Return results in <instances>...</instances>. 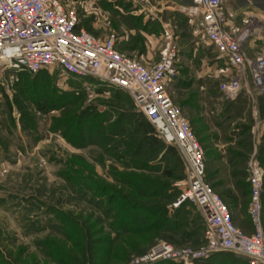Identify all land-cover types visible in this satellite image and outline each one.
Masks as SVG:
<instances>
[{"label": "rangeland", "instance_id": "1", "mask_svg": "<svg viewBox=\"0 0 264 264\" xmlns=\"http://www.w3.org/2000/svg\"><path fill=\"white\" fill-rule=\"evenodd\" d=\"M61 1L97 37L130 26L122 24L125 19L116 8L124 10L122 0ZM170 19L178 53L177 73L167 90L185 118L192 114L195 126L203 125L201 137L206 138L197 141L207 182L229 205L235 224L249 230L245 169L250 157L258 161L264 156V150L258 151L264 146V88L254 93V105L247 96L224 97L218 85L230 75L229 67L192 29L179 35L188 25L179 11L172 10ZM120 41L130 48L128 55L158 59V35H122ZM47 72L45 86L25 79L11 90H0V264H127L158 237L201 244L199 208L190 201L171 205L187 187L185 167L168 143L143 130L129 95L90 76ZM248 124L249 131H243ZM94 184L119 190L121 201L109 203ZM261 193L264 229V183ZM124 194L137 206L128 224L116 223L118 212L128 206ZM171 225L176 227L169 229ZM131 227L142 230H125ZM78 228L86 232L85 239L82 232L71 233ZM231 260L243 263L221 252L192 264Z\"/></svg>", "mask_w": 264, "mask_h": 264}, {"label": "built area", "instance_id": "2", "mask_svg": "<svg viewBox=\"0 0 264 264\" xmlns=\"http://www.w3.org/2000/svg\"><path fill=\"white\" fill-rule=\"evenodd\" d=\"M180 11L194 22L195 33L230 69V75L219 83V91L230 100L243 92L254 105V93L264 88V50L260 46L248 53L246 44L251 37L264 43V24L258 25L254 15L228 7L227 0H192ZM239 15L244 19L240 24L234 22ZM77 23L75 10L61 0H0V88L11 90L20 73L42 69L100 79L123 89L154 134L176 147L188 183L171 205L187 200L199 208L204 240L201 244L175 245L158 237L127 264H148L158 259L192 264L194 259L216 250L243 255L249 264H264L260 203L263 170L256 158L248 159L246 211L252 230L246 232L233 222L226 202L206 182L203 150L167 90L177 73L178 49L173 33L162 30L158 59L144 63L116 49L117 35L113 31L97 37Z\"/></svg>", "mask_w": 264, "mask_h": 264}, {"label": "crops", "instance_id": "3", "mask_svg": "<svg viewBox=\"0 0 264 264\" xmlns=\"http://www.w3.org/2000/svg\"><path fill=\"white\" fill-rule=\"evenodd\" d=\"M191 2L192 0H122V8H124V10L121 11L120 8H116L120 12V15L125 19L122 24H129L130 26L121 25L124 28H121L119 33L113 31L116 35H121L120 37L117 36L115 44L116 49L123 53L130 50L124 41H120L122 35H133L135 33H138L139 35H158V38L160 39L163 29H169L172 32L170 26L172 10L179 11L182 17L186 18L187 26L189 27L186 26V33H184L185 27H181L179 35H188V31L189 33L191 32L190 29L195 33L194 22L189 21L180 11L182 6L190 5ZM227 6L231 7L238 13L242 14L245 12L254 15V17H256L254 20L258 25L264 24V0H227ZM243 20V16L241 15L234 17V22L238 24L242 23ZM155 39H157L156 36L152 41H155ZM260 46H263L264 50V43L257 40L256 37H251L246 44V50L248 53H252ZM140 61L144 63L150 62L143 59Z\"/></svg>", "mask_w": 264, "mask_h": 264}, {"label": "trees", "instance_id": "4", "mask_svg": "<svg viewBox=\"0 0 264 264\" xmlns=\"http://www.w3.org/2000/svg\"><path fill=\"white\" fill-rule=\"evenodd\" d=\"M80 26H82L81 24H79V21H78V23H77V27H80ZM83 27V26H82ZM86 29V28H85ZM87 30V29H86ZM49 73L47 72V70H44V69H42V70H39V71H37V72H35V73H27V72H22V73H20L19 74V78H18V81L14 84V85H17V84H20V83H23V81H25V79H26V82H27V80H28V82H30V83H33V84H35V85H37V84H41L42 86H45V85H47L48 84V82H49ZM175 78V77H174ZM173 78V79H174ZM0 90H2V88H0ZM240 95H243V96H246L243 92H240L238 95H237V97L236 98H238ZM173 101V100H172ZM189 116V118L188 117H186V119L188 120V122H189V124H190V127H191V129H192V131H193V133H194V135H195V137H196V139L197 138H199V141H202V139H205L206 137L205 136H202L201 137V130H203L204 129V127H203V125H201L202 127H197V126H195V123H196V120L197 119H195V117L192 115V114H188ZM139 116H140V118L141 119H143V121H144V124L142 125L143 126V130H146V132L149 134V135H154V130H153V127L151 126V124L141 115V114H139ZM214 120V119H213ZM213 120L211 121V122H213ZM214 121H216V120H214ZM220 123V120H217V122H215V124H216V126H218V124ZM249 124L248 125H243L242 126V129H243V131H245V132H248L249 131ZM258 135H260V133L258 134ZM163 143H165L160 137H158ZM264 139V133H262L261 135H260V139ZM264 142V141H263ZM169 145V147L170 148H173V150H174V152H176V154L178 155V157H179V159L181 160V158H180V156H179V153H178V150L176 149V147L174 146V145H172V144H168ZM239 146V143L238 142H236V146ZM264 150V146L263 145H261L260 147H258V151H263ZM209 152V151H208ZM233 153V152H232ZM207 154V153H206ZM239 154V153H238ZM237 154V155H238ZM233 155H235L234 153H233ZM236 157V156H235ZM205 158V157H204ZM240 159V158H239ZM205 160V159H204ZM182 161V160H181ZM258 161H259V163H260V166L262 167V169H264V156H262V155H260V156H258ZM183 163V162H182ZM204 164L206 165V163H205V161H204ZM264 171V170H263ZM204 178H205V180H206V182H207V178H206V173H205V175H204ZM262 182L264 183V173H263V177H262ZM208 183V182H207ZM263 183H262V185H263ZM209 184V183H208ZM99 190H101L102 191V193H105L106 194V196H107V200H108V202L109 203H114V201L116 200V199H118V200H120V199H122L121 198V195H120V192H119V190H117V189H110V188H108L107 189V187H105V186H103V185H96V184H94ZM210 185V184H209ZM247 185H248V182H247ZM211 187L212 186H214V184H212L211 183V185H210ZM243 188H245V186H243ZM212 189H213V187H212ZM214 190V189H213ZM117 192L119 193L118 195H117ZM218 193V192H217ZM249 193V185H248V190H247V194ZM220 196H221V194L220 193H218ZM263 195H262V193L260 192V203H261V197H262ZM123 198H125V194H124V196H122ZM222 198V197H221ZM263 198V197H262ZM223 199V198H222ZM224 200V199H223ZM121 201V200H120ZM125 201H126V203L128 204V206L125 208V209H123V210H120V212H118L117 214H118V218H117V220H116V223L118 222V223H125V224H128L130 221V219H129V213L135 208V207H137V206H133V204L131 203V202H129V200L127 201L126 200V198H125ZM185 202L187 201V200H184ZM184 201H181V202H184ZM229 201H231V200H229ZM227 204V203H226ZM228 205V204H227ZM228 207H229V205H228ZM262 208V207H261ZM262 210V209H261ZM162 218V216H159V217H155L149 224H151V225H154V222H156L157 220H160ZM201 219H202V217H201ZM232 220H233V218H232ZM248 220H249V218H248ZM142 221H144V220H142ZM234 222V221H233ZM235 223V222H234ZM249 224H250V221H249ZM147 225V224H146ZM263 224H262V218H261V226H262ZM157 226H160V225H157ZM157 226H154V227H157ZM172 226V228L171 227H169V229H174L176 226L175 225H171ZM240 227V226H239ZM147 228V227H146ZM243 229V228H242ZM262 229H263V226H262ZM78 230H79V232H77V231H74V230H71V233H81L82 232V234H81V236H82V238L83 239H85V234H86V232H83L82 230H81V228H78ZM125 230H127V231H129V232H133V233H137L138 232V230H142L141 228H139V227H131V228H126ZM147 230V229H146ZM244 231H248V232H250L251 230H252V227H251V224H250V229L249 230H246V229H243ZM263 231H264V229H263ZM163 238V237H162ZM164 239H166V238H164ZM166 240H168V241H170L171 243H173V244H175V245H178L177 243H175V242H173V241H171V240H169V239H166ZM203 240H204V237H203ZM86 241V240H85ZM88 242H90L88 239H87V242L86 243H88ZM127 243V242H126ZM179 244H189V243H179ZM87 245H89V244H87ZM129 245V244H128ZM130 246V245H129ZM91 248V247H90ZM221 252H225V253H229V254H233L234 256H236V257H238V258H240L241 260V262H243V263H241V264H245V263H248V260H247V258L245 257V256H243V255H240V254H237V253H235V252H232V251H226V250H216V251H212V252H210L208 255H212V254H214V253H221ZM207 255V256H208ZM59 257H61V258H63V259H68V255L66 254V253H61V255L59 256ZM206 257V256H205ZM202 258H204V257H202ZM202 258H197V259H194L193 261H195V260H198V259H202ZM60 259V258H59ZM237 260H239V259H237ZM61 261H63V260H61ZM164 261H170L171 263H173V264H177V262H175L174 260L172 261L171 259H158V260H154V261H152V262H150V263H148V264H155V263H157V262H164ZM232 261V264H238L237 262L238 261H236V260H231ZM59 263H61L62 264V262H60V261H58ZM63 262H66L65 260L63 261ZM249 264V263H248Z\"/></svg>", "mask_w": 264, "mask_h": 264}]
</instances>
